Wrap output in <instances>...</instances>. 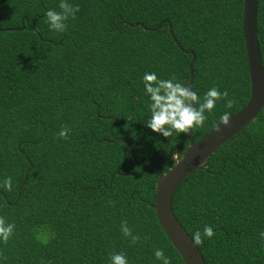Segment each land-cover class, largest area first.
<instances>
[{
	"label": "trees",
	"instance_id": "16d2710c",
	"mask_svg": "<svg viewBox=\"0 0 264 264\" xmlns=\"http://www.w3.org/2000/svg\"><path fill=\"white\" fill-rule=\"evenodd\" d=\"M60 2L0 0V216L15 224L0 264H110L114 252L162 264L161 248L185 264L156 213L158 170L139 162L168 173L189 136L145 127L141 81L155 71L189 84L192 50L199 95L228 92L192 129L195 143L222 113L238 114L251 95L244 0H68L79 11L58 32L45 14ZM258 39L264 65V0ZM172 206L191 237L213 227L198 245L206 264H264V109L182 183Z\"/></svg>",
	"mask_w": 264,
	"mask_h": 264
},
{
	"label": "water",
	"instance_id": "95a60500",
	"mask_svg": "<svg viewBox=\"0 0 264 264\" xmlns=\"http://www.w3.org/2000/svg\"><path fill=\"white\" fill-rule=\"evenodd\" d=\"M258 12L259 0H244L243 33L251 81V95L248 104L238 114L230 118L228 125L217 126L197 143L194 141L192 130H189V146L168 173H163L156 160L148 159L139 162L141 165L146 164L147 167L154 165L158 170L156 213L161 227L185 264H206V262L198 245L193 242L187 230L174 214L172 205L176 192L190 175L203 168L224 144L241 134L264 109V65L258 39ZM23 29L15 28L12 30ZM9 30L6 29V31ZM180 48L182 47L180 46ZM184 52L193 56L190 65L191 80L189 83L193 86L196 56L192 50H185ZM121 140L128 144L134 157L128 141L126 139ZM178 154L179 151L176 152V155Z\"/></svg>",
	"mask_w": 264,
	"mask_h": 264
},
{
	"label": "clouds",
	"instance_id": "9594fccd",
	"mask_svg": "<svg viewBox=\"0 0 264 264\" xmlns=\"http://www.w3.org/2000/svg\"><path fill=\"white\" fill-rule=\"evenodd\" d=\"M59 8L46 11V21L50 30L64 32L70 17L74 18L79 11L78 5H73L68 0H61ZM141 83L144 94L148 98L149 116L144 121L145 127L158 133L165 138L171 137L173 130L180 133H188L193 128L201 127L207 119L205 113H212L217 101L226 99L228 92L221 91L218 87L209 88L201 97L199 90L187 83H181L175 76L168 79H161L155 71L145 72ZM233 101L227 99L226 107L231 108ZM230 113L224 112L220 116V125H228ZM70 129L62 127L58 133L59 137L66 138ZM2 186L12 190V178L5 177ZM15 224L9 223L3 216H0V243L6 244L13 236ZM121 231L125 237H130L132 243H136L138 236L133 235L132 230L126 222H122ZM215 232L212 226L205 225L203 232L197 230L192 234L195 244H203L204 239L209 241L214 237ZM264 238V232H261ZM155 258L162 264H171L170 257L166 256L164 250L156 249ZM110 264H129V259L123 252H114L110 255Z\"/></svg>",
	"mask_w": 264,
	"mask_h": 264
}]
</instances>
